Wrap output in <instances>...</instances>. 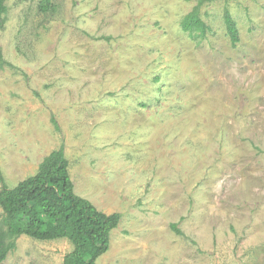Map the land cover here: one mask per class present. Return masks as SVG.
Masks as SVG:
<instances>
[{
    "label": "rangeland",
    "instance_id": "rangeland-1",
    "mask_svg": "<svg viewBox=\"0 0 264 264\" xmlns=\"http://www.w3.org/2000/svg\"><path fill=\"white\" fill-rule=\"evenodd\" d=\"M43 3L0 18L5 184L63 146L76 195L120 216L97 264H264V0L204 4V40L179 26L197 0ZM72 251L20 236L1 264Z\"/></svg>",
    "mask_w": 264,
    "mask_h": 264
},
{
    "label": "trees",
    "instance_id": "trees-1",
    "mask_svg": "<svg viewBox=\"0 0 264 264\" xmlns=\"http://www.w3.org/2000/svg\"><path fill=\"white\" fill-rule=\"evenodd\" d=\"M0 0V18L6 12V2ZM216 0H197L192 10L179 23L180 30L193 39L204 40L210 28L200 17V8ZM43 3L40 8L49 7ZM223 22L226 34L234 46L239 42L235 22L228 12ZM14 68L6 62L0 48V69ZM55 129L58 127L51 120ZM0 264L15 247L20 236L39 241L67 238L73 251L66 255L63 264H97L108 251L111 232L118 226V214L106 215L91 202L76 195L68 173V161L63 146L45 157L35 175L9 188L0 171ZM180 233L176 226H172Z\"/></svg>",
    "mask_w": 264,
    "mask_h": 264
}]
</instances>
